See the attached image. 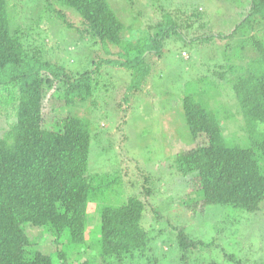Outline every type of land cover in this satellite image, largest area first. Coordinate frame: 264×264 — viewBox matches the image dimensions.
<instances>
[{
	"label": "trees",
	"instance_id": "1",
	"mask_svg": "<svg viewBox=\"0 0 264 264\" xmlns=\"http://www.w3.org/2000/svg\"><path fill=\"white\" fill-rule=\"evenodd\" d=\"M29 1H37L41 5L38 10L62 22L80 43L89 48L102 47L109 55L113 54L111 46H116L114 49H119L116 55L126 54L128 58L121 61L99 56L101 60L94 70L73 73L58 63L37 57L25 42L26 34L17 22L19 6L12 0H0V107L11 105L15 116L9 129L0 133V264H55L52 255L34 248L24 229L26 224L50 229L57 245L66 235L70 244L81 249L74 251L78 254L93 244L97 254L82 264L160 262L151 260L154 238L143 221L152 217L158 220L161 216L155 210L151 212L146 202L136 196L118 206L97 204L101 237L96 246L94 240L88 242L89 205L95 202L92 191L106 186L105 180L111 175L89 174L90 115H82L78 108L90 101L96 103L92 100L99 88L95 77L104 64L133 72L129 89L138 92L151 73V67L144 62L145 54L163 48L165 28L132 42L125 40V23L110 0ZM245 2L247 13L243 15L244 10L239 13L234 9L239 19L224 37L230 41L240 37V43L246 37L241 49L252 48L256 56L245 67L235 63L220 66L215 74L222 80L226 79L224 75L235 76L229 83L237 98V110L252 139L255 130L262 127L258 131L260 138H254L250 147L230 145L216 112L205 100L199 101L197 92L187 89L180 98L181 109L193 143L200 140L205 143L177 154L171 168L187 181L193 192L195 198L184 205L194 213L204 214L206 207L216 205H229L248 213L264 211V0ZM9 10L14 12L12 19ZM76 13L80 16L79 23L67 17L70 14L77 18ZM184 14L186 27L192 28V22L204 25L201 8ZM178 23L172 21V26L178 28ZM211 38L212 42L223 36L210 34L196 40ZM133 54L136 57H130ZM53 88L57 90L54 97L64 100L67 114L47 125L43 109ZM128 94L120 99L126 106L131 99ZM255 227L264 232V224ZM259 233L254 228L257 242L263 241ZM172 243L183 262L190 259L193 251L213 247V243L204 242L184 227L178 228ZM69 257L64 250L58 251L59 264H71ZM226 257L236 264L234 255ZM261 260L259 264H264V256ZM237 264L244 263L239 260Z\"/></svg>",
	"mask_w": 264,
	"mask_h": 264
},
{
	"label": "rangeland",
	"instance_id": "2",
	"mask_svg": "<svg viewBox=\"0 0 264 264\" xmlns=\"http://www.w3.org/2000/svg\"><path fill=\"white\" fill-rule=\"evenodd\" d=\"M245 1L110 0L125 23V40L135 42L164 28L165 34L163 48L145 54L144 62L151 67V73L138 92L129 89L133 72L121 66L104 64L95 77L98 78L99 88L92 100L96 103L90 101L78 108L82 115H90L92 150L89 174H105L106 177L111 175L105 180L106 186L103 185L96 192L92 191L95 202L90 203L88 211L89 243L94 240L96 246L101 237L97 204L118 206L129 197L136 196L146 202L151 212L155 210L161 216L158 220L152 217L143 221L145 227L152 230L154 244L150 252L151 260H160L155 264H233L226 257L231 255L237 258L236 264L239 260L244 264H259L262 261L264 232H260L261 228L255 225L264 224V211L248 213L229 205H216L206 207L204 214L194 213L184 205L186 201L195 198L193 192L187 181L171 168L177 154L205 143L203 140L193 143L181 109L180 98L187 89L197 92L199 101L205 100L208 102L207 106L216 112L230 145L250 147L254 138H260L258 131L262 127H256L252 139L246 121L238 112L237 98L229 83L235 76L224 75L226 79L222 80L215 74L220 66L227 67L235 63L238 64L236 66L245 67L256 56L252 48H247L246 51L241 49V43L246 37L241 43L240 37L234 41L224 37L239 19L235 11L240 13L244 10L243 15L247 13ZM12 2L20 8L17 22L22 25L26 34L25 42L37 57L58 63L73 73L94 70L101 60L98 59L99 56L121 61L128 58L126 54L116 55L119 52V49H114L116 46H111L113 54L109 55L104 53L102 47L89 48L80 43L62 22L49 13L38 10L41 5L37 1ZM195 7L204 11V25L201 27L199 23L192 22V28L186 27L184 13L186 11L190 14ZM13 14L14 12H10L11 19ZM67 15L70 20L79 23L78 14L77 18ZM171 20L179 22L178 28L172 26ZM168 25L170 28L166 29ZM13 28H16L14 24ZM220 32L223 36L221 39L215 38L212 42V38L196 40L208 38L210 34L219 35ZM56 91L53 88L44 103L43 112L47 125L56 123L67 114L62 97H54ZM126 94L131 98L128 106L123 105L120 100ZM14 117L11 105H1V134L9 129ZM183 227L204 242L213 243V247L206 251H193L188 261H180L181 255L172 242L178 228ZM158 228L162 230V234H159ZM254 228L257 233L260 232L263 241H256L253 236ZM24 229L34 248L52 255L55 264L60 262L59 250H64L70 256L71 264H82L97 254L93 244L92 247L85 248L84 252L76 253L81 249L70 244L66 235L61 238L60 245L53 243L54 237L51 236L50 229L31 224H26Z\"/></svg>",
	"mask_w": 264,
	"mask_h": 264
}]
</instances>
